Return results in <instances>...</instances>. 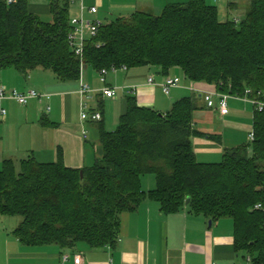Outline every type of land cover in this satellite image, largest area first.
<instances>
[{
	"label": "trees",
	"instance_id": "obj_1",
	"mask_svg": "<svg viewBox=\"0 0 264 264\" xmlns=\"http://www.w3.org/2000/svg\"><path fill=\"white\" fill-rule=\"evenodd\" d=\"M247 1L238 23L227 15L221 20L206 0L170 3L158 15L137 11L109 19L94 36L86 32L78 57L68 42L75 1L50 0L51 20L45 21L30 12L28 0H0V71L26 77L42 69L68 83L80 81L86 67L98 75L149 68L165 77L176 69L186 81L223 93L264 92V0ZM238 6L229 2L227 9ZM197 100L184 97L160 113L128 95L116 129L99 125L102 156L89 168L66 167L60 153L53 163L31 156L4 160L0 217L21 219L11 233L15 240L64 253L79 246L103 250L117 243L122 213L149 200L174 214L189 198L192 213L231 219L235 252L264 264V214L253 210L264 207V111L254 112L253 141L226 150L219 163H199L192 139L211 137L194 128ZM146 175L155 180L148 192L141 187Z\"/></svg>",
	"mask_w": 264,
	"mask_h": 264
},
{
	"label": "crops",
	"instance_id": "obj_2",
	"mask_svg": "<svg viewBox=\"0 0 264 264\" xmlns=\"http://www.w3.org/2000/svg\"><path fill=\"white\" fill-rule=\"evenodd\" d=\"M179 1L184 0H75L70 6V17L82 14L87 21L102 23L137 11L159 13L167 4L183 3ZM49 3L50 0H34L33 4L28 2V7L31 13L50 21ZM90 8H96V14H91ZM150 76L154 86L147 85ZM166 77L181 80V86L172 89L169 96L163 95L159 87ZM166 77L149 68L118 70L108 72L102 85L98 73L86 67L80 80L96 91L86 100V105L89 112L101 114L100 122H91L80 119L81 98L77 93L80 81L61 83L42 69H36L26 77L12 69L0 71V87L6 91L24 93L33 89L49 96L47 100H30L25 106L12 100H0V168L6 159L18 163L29 156L38 163H53L58 153L68 168L91 167L102 156L99 125L113 131L109 128L118 122L125 109V98L132 92L138 105L160 113H166L174 102L184 97L198 99L194 128L211 137L192 139V149L199 163H212L214 156L219 159L226 150L242 145L237 135L225 133L234 120L231 107L226 116H220L216 111L206 109L199 96L189 93L190 82L179 70L172 69ZM105 85L115 89L113 98H104L99 93ZM196 87L206 91L214 89L198 84ZM253 115L251 107L250 116L244 119L250 122L251 130ZM145 184L146 190L141 182L144 192L155 188V180ZM17 249L15 254H7L8 263L2 264H59L62 255L69 256L65 264H72L74 255L79 256L83 264H246L243 255L234 250L231 219L211 221L204 215L192 213L187 206L178 213L163 214L159 205L149 200L142 202L135 211L120 215L119 236L113 247L92 251L79 246L73 253H64L55 246Z\"/></svg>",
	"mask_w": 264,
	"mask_h": 264
},
{
	"label": "built area",
	"instance_id": "obj_3",
	"mask_svg": "<svg viewBox=\"0 0 264 264\" xmlns=\"http://www.w3.org/2000/svg\"><path fill=\"white\" fill-rule=\"evenodd\" d=\"M72 2L75 0H71ZM220 0H213L214 3L219 2ZM8 4L12 3L13 0H6ZM234 3V2H230ZM82 11V8H81ZM96 8H90L91 14H96ZM233 21L235 23L239 22V19L234 17ZM73 26V31L68 36L69 46L73 50L74 54L78 57H82L83 45L85 40L86 32L89 36H94L97 30L99 23L95 21H87L82 17V14L79 17H74L70 21ZM107 72L101 70L99 72L100 82L105 84V76ZM147 85L154 86L153 77L150 76L147 78ZM181 86V80L178 77H166L164 81L159 84V87L165 96H169L172 89L179 88ZM187 90L193 95L199 96V99L202 101L206 109L216 111L220 116H226L229 113V101H236L244 104H248L252 107L253 111L256 113H262L264 111V92L253 93L250 89L244 90L241 95L238 94H229L223 93L215 88L211 91H206L196 87V84L190 83L187 86ZM96 91L92 90L87 84L83 83L80 80L79 89L77 91L78 95L81 98L80 104V119L81 121H91L99 122L101 121V114L99 112H89L86 100L89 99V96ZM99 93L104 98H113L115 96V89L109 86H103L99 90ZM134 95V92L131 93ZM48 95H41L33 89H30L26 92H18L15 90L6 91L3 87H0V100H13L20 106H25L30 100H47ZM46 112H49V107H46ZM4 114V111H2ZM85 134V132H83ZM249 141H253V132L251 131L248 135ZM261 191L264 192V185L261 187ZM253 210L260 211L264 214V207L260 204H257L253 207ZM264 227V226H263ZM69 260L68 255H62L59 264H65ZM72 264H83L82 259L74 255L71 258ZM244 261L246 264H253L249 257H245Z\"/></svg>",
	"mask_w": 264,
	"mask_h": 264
},
{
	"label": "rangeland",
	"instance_id": "obj_4",
	"mask_svg": "<svg viewBox=\"0 0 264 264\" xmlns=\"http://www.w3.org/2000/svg\"><path fill=\"white\" fill-rule=\"evenodd\" d=\"M186 1L187 0L179 1V2H186ZM28 2L33 4L34 0H28ZM206 2L208 5H212L216 7L218 10L220 19L225 20L226 15L228 18L236 17L240 19L242 14L244 13V9L248 1L247 0H220L217 3H214L213 0H206ZM229 2H234V3L239 4L238 8L236 10L230 11V13H229V10L227 9V5ZM152 14L158 15L160 14V12L155 13L154 11L152 12ZM114 18H111V19H114ZM41 19L45 20L44 18H41ZM105 21L106 20L102 22H105ZM228 105H229V108L231 107V110H233L234 115H232L231 117L234 118V120H232L231 124H229L231 125V127L228 126L226 128L227 130H225V133L227 134V136L234 135V134L237 135L238 140L242 144L249 143L250 141L248 138V133L252 131L251 124L248 120H244V119L250 116L251 106L248 104H244V103H240L236 101H230ZM244 121H246V123ZM215 123L218 125L221 124L220 122H215ZM232 124L235 126L232 127ZM116 127H117V122H115L113 124V127L109 129L113 128L112 130H115ZM221 158L222 157L218 159L216 158V156H214V158H212V163H219L221 161ZM141 179H142L141 182L143 183L144 190H146L145 183H152L154 181V177L152 175L143 176V178ZM19 221H21V219L16 218V217H0V264L8 263L7 254L12 255V254H15V252H18L17 247H20V249H25V250L27 249V247L20 245L11 234L14 228L19 224Z\"/></svg>",
	"mask_w": 264,
	"mask_h": 264
},
{
	"label": "water",
	"instance_id": "obj_5",
	"mask_svg": "<svg viewBox=\"0 0 264 264\" xmlns=\"http://www.w3.org/2000/svg\"><path fill=\"white\" fill-rule=\"evenodd\" d=\"M189 201H190V199L187 198V199H186V203H185L186 206L189 204Z\"/></svg>",
	"mask_w": 264,
	"mask_h": 264
}]
</instances>
